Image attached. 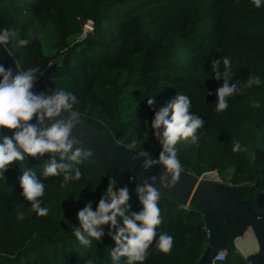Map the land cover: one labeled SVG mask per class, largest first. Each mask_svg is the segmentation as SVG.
I'll return each instance as SVG.
<instances>
[{
	"label": "trees",
	"instance_id": "16d2710c",
	"mask_svg": "<svg viewBox=\"0 0 264 264\" xmlns=\"http://www.w3.org/2000/svg\"><path fill=\"white\" fill-rule=\"evenodd\" d=\"M3 28L14 33L6 47L19 71L36 68L42 74L55 64L49 81L34 86L40 95L73 92L81 114L111 127L126 146L135 140L132 149L156 159L162 149L147 99L154 97L159 111L177 93L187 95L189 111L205 123L196 143L188 139L176 145L182 171L199 177L217 171L225 185L248 186L243 199L254 201L264 193V7L255 8L250 0H0ZM29 33L31 42L21 46ZM222 57L232 62L230 83L238 91L217 113L215 90L224 78H215L212 61ZM217 71H224L222 62ZM249 77L262 83L245 88ZM14 131L0 129V137L11 138ZM234 140L244 150L233 152ZM49 155L26 156L0 173V264H112V236L124 227L123 218L117 217L115 228L100 226L104 235L91 247L73 235L81 227L78 212L89 202L96 208L112 179L82 156L76 166L82 177L61 187L63 175L42 177ZM55 159L68 162L59 154ZM29 169L45 184L38 199L47 216H38L21 195L20 179ZM158 206L157 236H173V247L169 253L158 251L154 239L143 264H198L208 245L206 228L213 225L202 212L175 200H159ZM122 207L127 218L138 214L137 192ZM223 245L227 255L214 264H248L231 237Z\"/></svg>",
	"mask_w": 264,
	"mask_h": 264
},
{
	"label": "clouds",
	"instance_id": "9594fccd",
	"mask_svg": "<svg viewBox=\"0 0 264 264\" xmlns=\"http://www.w3.org/2000/svg\"><path fill=\"white\" fill-rule=\"evenodd\" d=\"M255 8L264 7V0H250ZM29 39L20 40L21 46H27ZM14 33L9 28L0 29V45L6 46ZM223 64L224 71H217L219 65ZM231 60L222 57V60H213V72L215 78H224L223 84L215 90L217 97L215 111H224L228 107L227 97L238 91L237 84L230 83L233 76ZM38 69L30 68L25 71H18L13 75L12 69H6L0 65V129L15 130L11 138L0 137V173L5 172L13 162L23 161L26 156L44 157L49 155L44 165L42 177L47 179L50 176L63 175L61 187L71 180H79L82 172L76 167L82 162V151L77 148L71 151L74 144L79 141L69 139L73 127L78 123L81 113L76 109L79 103L77 96L71 91L58 90L51 95H33L30 91L33 87L34 73ZM259 77H249L244 84L245 88L253 85H260ZM154 97L149 96L147 105L153 109L154 118L151 121V128L161 146V153L158 160H147L143 167L145 169L153 164H161L164 167V174L160 177L161 186L171 189L182 171L181 161L178 159L176 145L181 140L190 139L192 143L197 142L196 132L204 126L205 121L197 115L192 114L189 109L191 99L187 95L177 93L171 102L159 111H155ZM258 108L259 103L252 105ZM68 112L67 120L56 119L60 113ZM34 115L38 128L35 124L29 123ZM45 120H55L50 126L44 127ZM128 148H136L137 142L132 140ZM244 150L239 140L233 141L232 151ZM55 154L60 155L62 162L57 164ZM84 156H90L91 151H84ZM140 155L147 156L146 152ZM155 181V177L151 178ZM116 183L112 180L107 189L101 195V199L93 211L92 203L83 207L77 214L81 227L74 228L73 235L79 243L85 247H91L93 241H99L104 235L100 226L110 225L117 227V217L123 218L124 227L117 228L116 234L112 236L116 247L111 250L112 264H120L121 258H126L125 264H143L148 255L150 246L155 239V247L158 251L169 253L173 247V236L161 233L157 236V226L161 224L160 208L158 201L160 193L152 185L145 183L137 188L142 210L131 218L125 217V209L129 200L127 188L113 190ZM21 195L31 202V209L40 217L47 216L48 208L41 206L38 199L44 195L45 184L31 169L23 171L20 179ZM23 214L17 219H23Z\"/></svg>",
	"mask_w": 264,
	"mask_h": 264
},
{
	"label": "water",
	"instance_id": "95a60500",
	"mask_svg": "<svg viewBox=\"0 0 264 264\" xmlns=\"http://www.w3.org/2000/svg\"><path fill=\"white\" fill-rule=\"evenodd\" d=\"M0 65L12 69L13 75L19 71L18 62L6 46L0 45ZM55 64L50 65L42 74L34 73L33 95H40L34 86L39 82L49 81ZM69 113L62 111L56 118L67 120ZM78 123L72 129L69 139L79 141L71 151L80 148L91 151L87 157L99 165L107 175L115 180L113 190L127 188L128 195L137 192V188L145 183L152 185L160 193V200H175L189 206L205 216L207 224H212L208 245L198 264H214L219 251L224 250L223 242L232 238L236 251L248 264H264V193L256 200L243 199L247 185L231 186L224 183L196 176L181 171L175 187L168 189L161 186L160 177L164 174L161 164H153L145 169L147 160H158L149 155L142 156L135 149L118 142L111 127H103L97 120L81 114ZM55 120H45L48 127ZM38 128L36 116L29 122ZM155 177V181L151 178ZM95 211V208H93Z\"/></svg>",
	"mask_w": 264,
	"mask_h": 264
},
{
	"label": "built area",
	"instance_id": "2783aa9c",
	"mask_svg": "<svg viewBox=\"0 0 264 264\" xmlns=\"http://www.w3.org/2000/svg\"><path fill=\"white\" fill-rule=\"evenodd\" d=\"M91 22V21H90ZM91 28H92V22H91ZM217 181H220V182H222L223 183V181H222V179H221V177H217V179H216ZM184 208H188L189 206H183ZM206 231H207V235H208V237H209V235H210V232H211V229L210 228H206ZM226 255H227V252H226V250L224 249V250H221V251H219L218 252V254L216 255V257L214 258V263L216 262V261H221V260H224L225 259V257H226Z\"/></svg>",
	"mask_w": 264,
	"mask_h": 264
},
{
	"label": "rangeland",
	"instance_id": "374dc122",
	"mask_svg": "<svg viewBox=\"0 0 264 264\" xmlns=\"http://www.w3.org/2000/svg\"><path fill=\"white\" fill-rule=\"evenodd\" d=\"M90 29H91V22H88V23L85 25V31L87 32V31H89ZM86 32H84L83 36L86 35ZM217 177H221L217 171H212V172L206 174L205 176H203V178H206V179L208 178V179H211V180H216Z\"/></svg>",
	"mask_w": 264,
	"mask_h": 264
}]
</instances>
